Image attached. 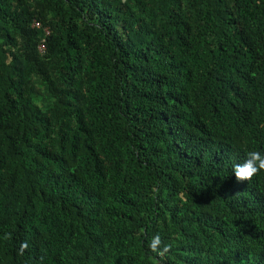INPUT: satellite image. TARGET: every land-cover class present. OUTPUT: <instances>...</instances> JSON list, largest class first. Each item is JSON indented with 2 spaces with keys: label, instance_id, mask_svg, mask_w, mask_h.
Masks as SVG:
<instances>
[{
  "label": "trees",
  "instance_id": "16d2710c",
  "mask_svg": "<svg viewBox=\"0 0 264 264\" xmlns=\"http://www.w3.org/2000/svg\"><path fill=\"white\" fill-rule=\"evenodd\" d=\"M252 150L264 0H0V264H264Z\"/></svg>",
  "mask_w": 264,
  "mask_h": 264
},
{
  "label": "clouds",
  "instance_id": "9594fccd",
  "mask_svg": "<svg viewBox=\"0 0 264 264\" xmlns=\"http://www.w3.org/2000/svg\"><path fill=\"white\" fill-rule=\"evenodd\" d=\"M264 170V152L252 150L245 154L241 162L232 165V175L235 176L238 182L249 181L259 171ZM161 244L159 235L152 238L149 245L153 252L158 250ZM167 246L163 247V251H167Z\"/></svg>",
  "mask_w": 264,
  "mask_h": 264
},
{
  "label": "built area",
  "instance_id": "2783aa9c",
  "mask_svg": "<svg viewBox=\"0 0 264 264\" xmlns=\"http://www.w3.org/2000/svg\"><path fill=\"white\" fill-rule=\"evenodd\" d=\"M36 26L39 27L40 26L39 23H37ZM46 33L48 34V31H46ZM44 48H45V45L42 44L40 47L41 51L44 50Z\"/></svg>",
  "mask_w": 264,
  "mask_h": 264
}]
</instances>
